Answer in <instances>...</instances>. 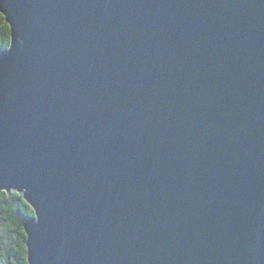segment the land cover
<instances>
[{
    "label": "water",
    "instance_id": "95a60500",
    "mask_svg": "<svg viewBox=\"0 0 264 264\" xmlns=\"http://www.w3.org/2000/svg\"><path fill=\"white\" fill-rule=\"evenodd\" d=\"M0 191L28 264H264V0H0Z\"/></svg>",
    "mask_w": 264,
    "mask_h": 264
},
{
    "label": "trees",
    "instance_id": "16d2710c",
    "mask_svg": "<svg viewBox=\"0 0 264 264\" xmlns=\"http://www.w3.org/2000/svg\"><path fill=\"white\" fill-rule=\"evenodd\" d=\"M0 14L1 52L10 46L11 30L5 15L2 12ZM34 216V208L22 193L17 190L11 193L0 191V264H28L24 221Z\"/></svg>",
    "mask_w": 264,
    "mask_h": 264
},
{
    "label": "snow or ice",
    "instance_id": "6c2138e0",
    "mask_svg": "<svg viewBox=\"0 0 264 264\" xmlns=\"http://www.w3.org/2000/svg\"><path fill=\"white\" fill-rule=\"evenodd\" d=\"M0 17H2V14H0ZM4 27H7V25H4Z\"/></svg>",
    "mask_w": 264,
    "mask_h": 264
}]
</instances>
